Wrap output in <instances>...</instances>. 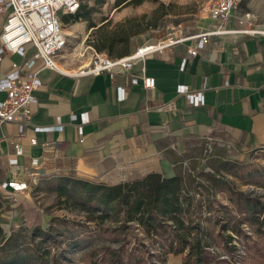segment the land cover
I'll list each match as a JSON object with an SVG mask.
<instances>
[{"label":"crops","instance_id":"crops-1","mask_svg":"<svg viewBox=\"0 0 264 264\" xmlns=\"http://www.w3.org/2000/svg\"><path fill=\"white\" fill-rule=\"evenodd\" d=\"M4 20L0 13V32ZM219 24L209 11L200 14L186 29L185 40L148 53L130 71L92 74L62 66L55 69L42 58L28 66L34 47L25 55L2 54L0 80L18 67L22 79H29L33 71L42 79L34 90L37 100L33 124L23 139L25 153L18 158L26 170L23 176L31 185L56 176L116 184L150 172L175 175L176 165L183 163L172 160L175 146L185 152L203 138L230 143L242 153L264 147V32L240 31L246 25L231 17L222 24L224 31L213 34L203 48L191 54L196 35ZM143 68L156 79L154 88L132 82V74H141ZM180 85L186 91H202L204 103H190L178 91ZM119 86L125 88L123 97ZM6 95L0 89V100ZM84 114L89 120L83 121ZM0 131L9 137L0 140L2 184L11 176V140L17 126L6 122ZM30 136H36L38 144L30 145ZM36 157L41 174L34 181L27 172L33 170L31 160ZM7 196L0 187V200L4 202ZM18 204L17 200L13 205Z\"/></svg>","mask_w":264,"mask_h":264},{"label":"rangeland","instance_id":"rangeland-1","mask_svg":"<svg viewBox=\"0 0 264 264\" xmlns=\"http://www.w3.org/2000/svg\"><path fill=\"white\" fill-rule=\"evenodd\" d=\"M210 1L143 0L117 5L116 0H106L98 5L95 0H82L91 8L97 24L108 21L106 29L132 19V25L142 29L136 37L142 44L177 36L181 29L185 33L200 14L209 11ZM236 13H251V27L264 30V0H240ZM88 23L64 18L71 37L58 57L62 67H88L92 54L88 37L95 31ZM175 148L172 160L183 162L177 163L176 172H184L191 193L205 204L200 212L208 234L205 241L211 251L226 259L220 264H264V233L256 231L259 225L264 226V147L242 153L230 143L203 138L185 152L177 151V145ZM209 176L215 179L209 180ZM61 177L45 178L32 184L26 194L0 200V264H47V260L49 264H121L119 254L125 256L126 264H183L188 251L174 253L161 248L163 237L169 233L161 230L148 235L137 224L119 226L114 213L105 215ZM220 178L225 186L218 184L216 179ZM60 187L69 190L60 195ZM17 200L19 204L13 205ZM248 209L257 215L255 219H247L252 214ZM230 216L244 219L241 225L246 236L223 228ZM229 233L233 238L227 245ZM14 251L18 254L13 255ZM16 257L20 260L14 262Z\"/></svg>","mask_w":264,"mask_h":264},{"label":"built area","instance_id":"built-area-1","mask_svg":"<svg viewBox=\"0 0 264 264\" xmlns=\"http://www.w3.org/2000/svg\"><path fill=\"white\" fill-rule=\"evenodd\" d=\"M82 0H0V13L4 14L5 20L0 34V59L2 54L8 52H17L25 55L29 47H34L35 52L28 66H32L36 59L42 58L48 67L60 69L58 63L59 55L69 45L70 34L65 30L64 17L74 14L78 11ZM240 0H211L209 12L216 21H220L217 27L205 29L198 33L197 42L189 48L191 54H196L201 48L210 41L213 34L224 31L223 23L231 17L238 19L239 23L246 27L240 31L246 33H261L264 30L252 28L250 14L240 15L237 8ZM187 38L181 29L177 36L171 35L157 42H145L130 52L128 55L120 57H110L106 52L97 51L91 44V61L88 67L81 68L80 72L98 74L103 71H130L134 64L145 57L148 53L162 51L166 46ZM45 65V66H46ZM17 67L18 64L15 63ZM145 68L141 74H132V82H142L146 88H154L156 79L145 73ZM38 76V71L30 73L29 79L21 78V71L16 68L0 80V89H5L7 95L0 100V126L3 123H12L17 126V132L11 140L14 146V152L10 155L9 163L11 167V176L0 184V187L6 190L9 196L20 192L30 190L32 185L26 175V170L19 162V156L25 153V144L23 139L27 136L26 129L33 124V104L37 100L34 90L37 89L42 81ZM124 87L119 86L120 96H124ZM178 91L186 94L190 103L198 106L204 103L202 91H186L184 85H180ZM89 120L87 115H83V121ZM82 132V127L80 126ZM37 130L44 128L37 127ZM211 139V137H209ZM8 139L6 133L0 131V140ZM30 145L38 144L36 136L28 137ZM45 145V143H42ZM33 170L27 172L34 181L40 176V160L36 157L31 160Z\"/></svg>","mask_w":264,"mask_h":264},{"label":"trees","instance_id":"trees-1","mask_svg":"<svg viewBox=\"0 0 264 264\" xmlns=\"http://www.w3.org/2000/svg\"><path fill=\"white\" fill-rule=\"evenodd\" d=\"M95 1L98 5H103L106 2V0ZM142 1L116 0V3L120 5L123 2L129 4ZM91 11L86 3L81 2L78 11L67 16L75 21L87 20L88 27H94L95 35L92 34L88 37V42L97 51L106 52L110 57H120V55L130 54L134 47L142 43V40L136 39L142 29L132 25V19L120 22L114 29H106L108 21L97 24ZM61 178L71 182L74 190L85 194L87 200L98 207L100 211L102 210L105 215L114 213L119 226L128 227L137 224L145 229L148 235H157L161 230L169 233V237H163L161 248L163 251L174 253L188 251L183 264H209L212 261L215 262L214 264H220L226 261L220 254L211 251L209 243L205 241L208 234L200 219V212L205 204L198 200L194 193H191L184 172L178 171L172 176L160 172H150L143 177L116 184H101L69 176ZM208 179L214 180L215 178L209 176ZM216 180L219 185L225 186V181L222 178ZM68 190L60 187L59 194H65ZM241 195L246 198L245 193H241ZM209 203V207L213 206L211 200ZM250 207L253 208V206ZM248 212L252 213L247 217L248 220L256 218L257 215L253 214L252 210L248 209ZM244 222V219L230 216L225 219L223 228L232 229L234 232L245 235L246 232L241 225ZM259 226L256 231L264 233V226L262 224ZM232 238V234L226 235L227 245L230 244ZM123 246L122 244L121 247ZM112 250L114 251V249ZM17 254L18 252L14 251L13 255ZM19 260L17 257L13 259L14 262ZM118 260L121 264H126L123 254L118 255ZM13 261L11 260V263ZM46 263L49 264L50 261L47 260Z\"/></svg>","mask_w":264,"mask_h":264},{"label":"bare ground","instance_id":"bare-ground-1","mask_svg":"<svg viewBox=\"0 0 264 264\" xmlns=\"http://www.w3.org/2000/svg\"><path fill=\"white\" fill-rule=\"evenodd\" d=\"M88 65V64H87Z\"/></svg>","mask_w":264,"mask_h":264}]
</instances>
